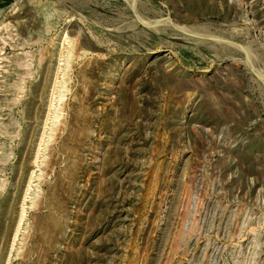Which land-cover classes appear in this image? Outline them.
I'll list each match as a JSON object with an SVG mask.
<instances>
[{"label": "rangeland", "instance_id": "obj_1", "mask_svg": "<svg viewBox=\"0 0 264 264\" xmlns=\"http://www.w3.org/2000/svg\"><path fill=\"white\" fill-rule=\"evenodd\" d=\"M0 264H264V0H0Z\"/></svg>", "mask_w": 264, "mask_h": 264}, {"label": "bare ground", "instance_id": "obj_2", "mask_svg": "<svg viewBox=\"0 0 264 264\" xmlns=\"http://www.w3.org/2000/svg\"><path fill=\"white\" fill-rule=\"evenodd\" d=\"M144 22V21H143ZM160 22V21H159ZM147 24L149 23V22H146ZM158 23V22H157ZM144 24V23H143ZM154 24H155V22H154ZM150 25V24H149ZM155 26V25H154ZM177 27V26H176ZM185 29V28H184ZM187 30V29H186ZM234 43V42H233Z\"/></svg>", "mask_w": 264, "mask_h": 264}, {"label": "water", "instance_id": "obj_3", "mask_svg": "<svg viewBox=\"0 0 264 264\" xmlns=\"http://www.w3.org/2000/svg\"><path fill=\"white\" fill-rule=\"evenodd\" d=\"M139 21V20H138ZM141 23V21H139Z\"/></svg>", "mask_w": 264, "mask_h": 264}]
</instances>
